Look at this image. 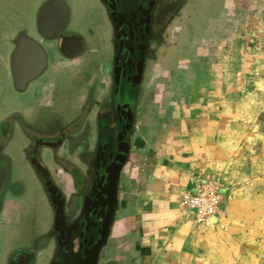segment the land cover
I'll list each match as a JSON object with an SVG mask.
<instances>
[{
	"label": "flooded vegetation",
	"instance_id": "obj_1",
	"mask_svg": "<svg viewBox=\"0 0 264 264\" xmlns=\"http://www.w3.org/2000/svg\"><path fill=\"white\" fill-rule=\"evenodd\" d=\"M88 1L107 30L108 60L98 61L93 67L101 74V89L107 90L108 97L98 115L96 131L85 136L86 141H74L71 147L64 142L68 131L63 127V112L53 107L56 99L63 97L55 94L57 81L86 77L77 71L84 65L82 54L87 39L96 35L95 29L86 24L85 36L74 23L66 0H44L35 12L34 24L28 26L30 40L23 38L25 32L11 39L7 72L11 90L22 95L20 104L33 105V109L50 114L42 119L38 114L22 116L17 110L11 112L12 132H19V147L26 139L30 143L12 160L0 157L2 188L9 174L25 179L21 187L11 190L7 186L3 195L1 192L0 228L18 227L34 210L32 202L37 199L43 209L40 217L47 216L49 223L48 264H151L141 219L146 174L141 161L146 153L145 140L153 134L149 117L160 121L158 111L166 100L161 94L158 69L165 56L169 65H176L180 57L177 36L182 29L188 27L200 33L208 18L198 17L205 11L196 5V23L188 19L190 23L186 24L182 0ZM211 8L216 12L222 9ZM182 38L189 43L186 37ZM42 47L47 54L45 73L24 86L26 76L41 63ZM89 50L100 51L94 46ZM15 51L20 56L14 59L13 68ZM157 96L159 102L154 99ZM42 98L45 103H41ZM37 125L47 130L32 132ZM67 153L74 155L71 167L64 163L69 160ZM36 180L38 193L34 188ZM23 183L27 184L25 188ZM18 200L21 204L13 210L10 202ZM34 260L35 249L26 247L10 253L7 264H33Z\"/></svg>",
	"mask_w": 264,
	"mask_h": 264
},
{
	"label": "rangeland",
	"instance_id": "obj_2",
	"mask_svg": "<svg viewBox=\"0 0 264 264\" xmlns=\"http://www.w3.org/2000/svg\"><path fill=\"white\" fill-rule=\"evenodd\" d=\"M43 1L0 0L1 129L3 116L9 111L17 110L22 116L38 114L42 119L50 114L40 108L33 109V105L20 104L19 96L22 95L11 90L7 75L12 50L11 39L19 32L30 36L28 26L34 24L35 12ZM66 2L72 10L74 23L80 26L83 34H88L86 24L92 25L96 32L92 39L94 42L87 39V47L82 54L84 65L77 71L86 77L75 78L71 82L63 78L61 82L57 81L55 88L56 96L62 94L63 97L61 100L56 99L53 109L61 108L63 112V127L68 131L64 142L71 147L75 144L74 141H86L85 136L95 133L98 115L106 106L108 92L101 89L102 77L94 71L93 65L98 61L105 63L108 60V45L105 34L107 30L102 26L101 19H97L91 2ZM196 5L205 11L199 13L198 17L208 18L205 20L206 28L200 33L191 31L188 27L182 29L184 32L181 31L177 36L180 57L174 67L164 57L158 72L162 77L161 94L166 100L158 111L160 121L150 120L149 117L148 126L153 121L150 127L153 134L150 137L167 132L169 123L190 115V109L195 106L198 109L196 113H204L208 106L218 104L219 110L213 109L212 115L224 112L226 116L238 120L239 124L231 127L235 130L233 133L236 138L245 145V154H248L246 162L251 168H242L243 172L240 171L235 176L237 179L240 175L244 177L247 181L245 186L252 184L251 189L249 193L243 194L238 191L243 184L237 183L233 188H225L212 174L201 178L210 177L217 181L223 191V201L220 215L213 218L210 224L205 223L210 226L208 230L211 235L209 234L210 238L207 237L210 242L205 248H200L197 261L200 264H264V0H182L186 24L190 20L195 22L197 15L193 11ZM212 6H221L222 9L216 12ZM181 37H186L189 43ZM93 46L100 51L90 52L89 49ZM166 50L165 43L164 54ZM154 99L160 101L159 96ZM152 100L149 99L150 102ZM54 115L51 119L56 116ZM43 129L45 128L37 125L32 132L38 134ZM18 134L14 133L13 142L5 147L6 152L14 149L13 144ZM150 137L145 140L146 148L153 141ZM81 144L83 143L80 142ZM64 145L66 143L62 147ZM145 154L142 156V168L145 166ZM35 183L34 188L38 193L40 187L37 180ZM141 201L144 211L141 219H144L147 214L143 195ZM150 203L147 204L148 209L151 207ZM39 204L37 199L32 202L34 210H30L28 218L25 217L18 227L0 228V264H7L10 253L26 247L35 249L33 264H48L51 253L49 223L47 216L40 217L43 209ZM147 228L149 227H143V231L151 264H163L160 248L156 246V242L151 241V231Z\"/></svg>",
	"mask_w": 264,
	"mask_h": 264
},
{
	"label": "crops",
	"instance_id": "obj_3",
	"mask_svg": "<svg viewBox=\"0 0 264 264\" xmlns=\"http://www.w3.org/2000/svg\"><path fill=\"white\" fill-rule=\"evenodd\" d=\"M23 38L30 40L26 34ZM41 50L43 53L41 63L35 64L37 66H34L33 72L25 78L24 86L39 75L42 78L45 73L47 54L43 47ZM57 65L59 64H54V67H59ZM41 103H45L43 98ZM195 107L190 109L192 110L190 115L179 117L169 123L167 132L163 129L164 133L161 135L154 134L155 137H150L153 141L146 148L144 166L146 174L142 195L145 198L144 210L147 216L144 217L145 220L142 219V225L149 227L147 230L151 231V241L156 242V246L160 248L163 264H200L197 261L200 248L202 246L205 248L210 242L207 241V237L210 238L211 235L208 230L210 226L196 221L182 204V195L194 192L202 177L212 174L225 185V188H233L237 183L243 184L244 186L238 190L243 194L249 193L252 185L245 186L246 179L241 175L238 179L235 176L238 172H243L242 168H251L246 162L248 154H245V145L236 138V134L233 133L235 130L231 127L237 126L238 120L226 116L224 112L212 115L213 109L219 110L218 104L208 106L204 113L198 111L196 113L198 109ZM11 112L3 116L2 124L5 126L0 128L3 131L0 132V157L7 161L19 156L30 143L26 139L19 147V140L15 139L14 149H11V152L9 149L5 151V147L14 140L12 123L8 122L11 121ZM155 125L157 126L156 123ZM66 156L69 160L64 163L71 167L74 155L67 153ZM22 181L25 179L9 174L2 195L7 186L9 189L21 187ZM229 183L231 184L226 186ZM25 185L27 184L23 183L22 187L25 188ZM149 202L151 207L148 209ZM20 204L19 200L17 203L12 201L9 206L14 210L15 206L17 208Z\"/></svg>",
	"mask_w": 264,
	"mask_h": 264
},
{
	"label": "built area",
	"instance_id": "obj_4",
	"mask_svg": "<svg viewBox=\"0 0 264 264\" xmlns=\"http://www.w3.org/2000/svg\"><path fill=\"white\" fill-rule=\"evenodd\" d=\"M222 201V188L210 177L203 178L194 192L182 195L184 209L201 223L210 224L220 215Z\"/></svg>",
	"mask_w": 264,
	"mask_h": 264
},
{
	"label": "water",
	"instance_id": "obj_5",
	"mask_svg": "<svg viewBox=\"0 0 264 264\" xmlns=\"http://www.w3.org/2000/svg\"><path fill=\"white\" fill-rule=\"evenodd\" d=\"M37 47H38V45H37V43H35V42H33ZM16 54H18V52H14V54H13V56H12V66L11 67H13L14 68V59L16 58V57H18V55L16 56ZM12 68V70L14 71V69ZM12 71V72H13ZM29 76V74L26 76V77H28ZM2 185L0 184V195H1V192H2Z\"/></svg>",
	"mask_w": 264,
	"mask_h": 264
}]
</instances>
